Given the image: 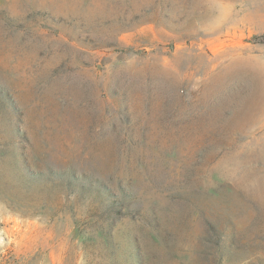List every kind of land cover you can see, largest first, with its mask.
<instances>
[{
	"label": "rangeland",
	"instance_id": "1",
	"mask_svg": "<svg viewBox=\"0 0 264 264\" xmlns=\"http://www.w3.org/2000/svg\"><path fill=\"white\" fill-rule=\"evenodd\" d=\"M0 264H264V0H0Z\"/></svg>",
	"mask_w": 264,
	"mask_h": 264
}]
</instances>
